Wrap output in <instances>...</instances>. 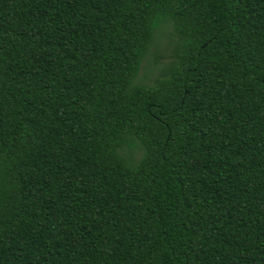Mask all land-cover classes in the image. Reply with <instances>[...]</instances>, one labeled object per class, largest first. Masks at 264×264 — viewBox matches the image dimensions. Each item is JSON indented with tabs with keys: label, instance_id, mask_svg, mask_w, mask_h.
<instances>
[{
	"label": "trees",
	"instance_id": "1",
	"mask_svg": "<svg viewBox=\"0 0 264 264\" xmlns=\"http://www.w3.org/2000/svg\"><path fill=\"white\" fill-rule=\"evenodd\" d=\"M0 264H264V0H0Z\"/></svg>",
	"mask_w": 264,
	"mask_h": 264
},
{
	"label": "rangeland",
	"instance_id": "2",
	"mask_svg": "<svg viewBox=\"0 0 264 264\" xmlns=\"http://www.w3.org/2000/svg\"><path fill=\"white\" fill-rule=\"evenodd\" d=\"M166 42H167V40L164 42L163 48H164L165 44L167 45ZM153 60H154V56L153 55H149L147 60L144 62L143 68H142V70L140 72L139 78L141 80L145 81V82H150L151 83V82H153V80L157 76L158 70L156 68H154V64L153 63H150V61H153ZM165 62H167V60L159 62V65L157 64V66H161Z\"/></svg>",
	"mask_w": 264,
	"mask_h": 264
}]
</instances>
